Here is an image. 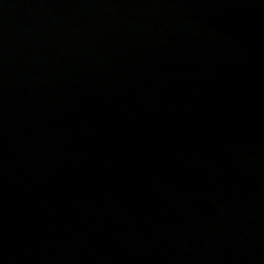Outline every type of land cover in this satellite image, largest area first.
<instances>
[{
    "label": "water",
    "instance_id": "95a60500",
    "mask_svg": "<svg viewBox=\"0 0 264 264\" xmlns=\"http://www.w3.org/2000/svg\"><path fill=\"white\" fill-rule=\"evenodd\" d=\"M0 264H264V0H0Z\"/></svg>",
    "mask_w": 264,
    "mask_h": 264
}]
</instances>
